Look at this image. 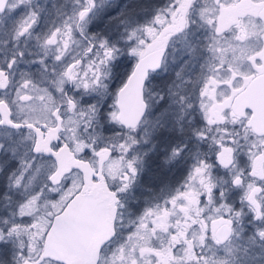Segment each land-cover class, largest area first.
<instances>
[{
  "label": "snow or ice",
  "instance_id": "6c2138e0",
  "mask_svg": "<svg viewBox=\"0 0 264 264\" xmlns=\"http://www.w3.org/2000/svg\"><path fill=\"white\" fill-rule=\"evenodd\" d=\"M0 264H264V0H0Z\"/></svg>",
  "mask_w": 264,
  "mask_h": 264
}]
</instances>
